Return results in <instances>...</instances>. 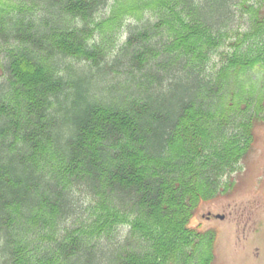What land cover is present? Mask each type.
<instances>
[{
  "label": "trees",
  "instance_id": "16d2710c",
  "mask_svg": "<svg viewBox=\"0 0 264 264\" xmlns=\"http://www.w3.org/2000/svg\"><path fill=\"white\" fill-rule=\"evenodd\" d=\"M263 123L264 0H0V264H214Z\"/></svg>",
  "mask_w": 264,
  "mask_h": 264
},
{
  "label": "rangeland",
  "instance_id": "374dc122",
  "mask_svg": "<svg viewBox=\"0 0 264 264\" xmlns=\"http://www.w3.org/2000/svg\"><path fill=\"white\" fill-rule=\"evenodd\" d=\"M125 71L123 65L112 66L107 77H123ZM255 132V149L233 176L236 190L229 197L202 203L190 223L203 231H217L214 264H264V123ZM77 196L86 198L82 191ZM219 214L224 218L216 216ZM209 215L212 217L208 218ZM127 235V228H119L112 239L105 237L102 245L109 251L125 243Z\"/></svg>",
  "mask_w": 264,
  "mask_h": 264
},
{
  "label": "water",
  "instance_id": "95a60500",
  "mask_svg": "<svg viewBox=\"0 0 264 264\" xmlns=\"http://www.w3.org/2000/svg\"><path fill=\"white\" fill-rule=\"evenodd\" d=\"M218 217H220V218H224V216H223V215H219Z\"/></svg>",
  "mask_w": 264,
  "mask_h": 264
}]
</instances>
